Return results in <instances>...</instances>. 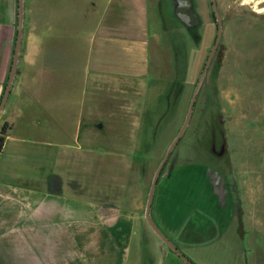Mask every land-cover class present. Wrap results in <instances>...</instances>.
I'll list each match as a JSON object with an SVG mask.
<instances>
[{
	"label": "crops",
	"instance_id": "obj_1",
	"mask_svg": "<svg viewBox=\"0 0 264 264\" xmlns=\"http://www.w3.org/2000/svg\"><path fill=\"white\" fill-rule=\"evenodd\" d=\"M50 1V21L42 26L37 0L29 12L23 0L16 68L0 113V127L8 128L0 150V264H137L132 255L139 249L137 210L91 199L85 183L74 189L59 176L58 150L67 151L68 143L57 139L58 120L79 119L73 140L90 158L91 139L105 128V120L95 118L110 106L115 114H130L127 121L132 97L166 81L170 37L162 26L165 0H77L74 29L59 13L58 0ZM167 5L168 14L170 0ZM150 15L156 19L152 26ZM10 25L0 24V99L13 55ZM58 80L65 97L54 91ZM132 129L136 133L137 121L126 124L127 133ZM9 144H14L12 151ZM168 194L167 185L156 186L151 217L187 258L212 264L208 248L222 243L230 256L236 254L231 263L241 264V249L236 251L235 241L230 244L224 225L208 242V234L195 223L192 200L189 204L177 193ZM160 259L157 264H171L168 255Z\"/></svg>",
	"mask_w": 264,
	"mask_h": 264
},
{
	"label": "rangeland",
	"instance_id": "obj_2",
	"mask_svg": "<svg viewBox=\"0 0 264 264\" xmlns=\"http://www.w3.org/2000/svg\"><path fill=\"white\" fill-rule=\"evenodd\" d=\"M32 1L26 0L28 12ZM165 1L162 26L168 28L170 37L169 68L163 73L166 81L147 86L132 97L127 121L130 114H115L110 106L100 114L103 117L95 118L105 120V128L91 139L90 158L87 149H76L73 140L79 119L58 120L57 139L68 143L67 151L58 150L59 176H65L66 185L74 189L81 181L85 183L91 199L114 201L137 210L139 249L137 254L132 252L137 264H157L165 255L171 264H185L153 233L144 211L153 176L182 126L216 36L210 0H194L200 19L197 41L173 16L171 1L167 14ZM50 3L37 0L42 26L50 21ZM216 4L222 19L221 39L186 132L165 164L157 186L167 185L168 195L177 193L175 197L182 202L192 200L195 223L208 234V242L214 241L224 225L230 244L235 241L236 251L241 249V264H264V0H216ZM76 7L77 0H58V11L69 19L72 29ZM3 21L11 24L13 52L17 0H0V24ZM149 22L154 25L155 17L150 15ZM62 83L55 86L58 97L66 96ZM136 121V133L135 129L127 133L126 124ZM90 122L97 125L95 120ZM222 145L224 152L218 156ZM13 149L14 144H9L8 150ZM208 250L215 264H237L231 263L236 254L230 256L222 243Z\"/></svg>",
	"mask_w": 264,
	"mask_h": 264
},
{
	"label": "water",
	"instance_id": "obj_3",
	"mask_svg": "<svg viewBox=\"0 0 264 264\" xmlns=\"http://www.w3.org/2000/svg\"><path fill=\"white\" fill-rule=\"evenodd\" d=\"M172 3V13L173 16L176 18L177 21H179L184 28L192 35L197 28L200 25V19L195 11V6H194V0H170ZM211 2V9L213 12V16L216 21V36L214 43L211 47L210 52L208 53V56L206 58V61L204 63L203 69L200 73V76L198 78V81L196 83V86L194 88V91L192 93V97L190 99V103L184 118V121L182 123V126L172 141V143L169 145L167 148L164 157L159 164L158 168L156 169V172L153 176L147 200H146V206H145V211H144V218L150 227V229L153 231V233L160 239V241L165 244L167 247H169L175 255L180 258L185 264H195L187 256L181 252V250L171 241L169 240L162 232L161 230L157 227L155 222L153 221L151 217V208H152V202L154 198V193L155 189L159 180V177L161 175V172L167 163L169 157L173 153L175 147L178 145L180 142L181 138L186 132V129L188 127V124L191 120L195 103L197 100V96L201 90V87L204 83L205 77L207 75L210 63L213 59V56L217 50V47L219 45L221 35H222V19L221 16L219 15L216 0H210ZM22 30H23V0H17V26H16V38H15V44H14V50H13V55H12V60H11V65H10V70H9V75L8 79L3 91V94L0 99V113L3 110V107L7 101V98L10 93L11 89V84H12V79L14 76L15 68H16V63H17V58H18V53H19V47H20V42H21V36H22ZM212 151H214V147L211 148ZM224 152V147L223 145L220 148L219 153L217 154L218 156H221Z\"/></svg>",
	"mask_w": 264,
	"mask_h": 264
},
{
	"label": "trees",
	"instance_id": "obj_4",
	"mask_svg": "<svg viewBox=\"0 0 264 264\" xmlns=\"http://www.w3.org/2000/svg\"><path fill=\"white\" fill-rule=\"evenodd\" d=\"M191 35V34H190ZM192 38L197 41L198 39V36H197V31H195L192 35ZM8 131V128H7V125L4 124L1 128H0V150L2 148V145H3V142H4V137L6 135Z\"/></svg>",
	"mask_w": 264,
	"mask_h": 264
}]
</instances>
